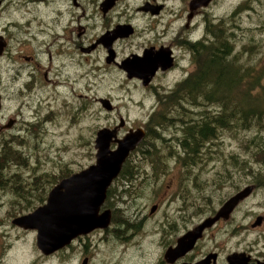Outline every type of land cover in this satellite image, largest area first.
I'll return each mask as SVG.
<instances>
[{
  "label": "flooded vegetation",
  "instance_id": "af4514ba",
  "mask_svg": "<svg viewBox=\"0 0 264 264\" xmlns=\"http://www.w3.org/2000/svg\"><path fill=\"white\" fill-rule=\"evenodd\" d=\"M104 1L0 0V215L8 201L24 205L18 198L22 193L26 208L33 198L46 201L56 184L53 178L27 176L40 162L32 150L39 147L48 123L58 116L77 121L86 113L87 97L97 104L108 99L109 116L116 110L111 96L86 93L90 84L98 88V78L91 81L90 75L105 73L111 81L137 83L154 101L138 126L128 125L121 115L99 126L115 130L117 138L129 130L144 132L98 210L99 214L108 211L107 225L78 233L45 254L37 246L36 229L13 223L15 217L45 202L21 209L0 220V264L7 263L3 260L6 225L22 234L32 233L41 259L59 255L70 262L77 245V264H91L88 250L96 238L98 251L110 252L98 255L99 264H264V174L259 168L264 161H246L245 151L227 158L221 151L225 141L221 131L216 139L212 113L205 117L193 109L175 116L155 113L159 102L172 100L167 96L190 78L194 85L205 56L212 68L216 37L244 36L237 35L243 28L235 19L252 9L255 0H235L231 11L230 0H113L108 7ZM143 62L154 67L146 84L128 75L129 70L139 71ZM167 77L170 85L156 82ZM190 98L198 102L193 93ZM9 151L26 156L32 151L37 161H29L28 156L21 167L7 161ZM13 169L21 176H8ZM45 182L55 184L45 196L32 195ZM157 186L159 202L150 207L141 204L156 200ZM249 186L250 193L217 216L228 199ZM144 188L148 193L142 192ZM218 191L225 192L218 195Z\"/></svg>",
  "mask_w": 264,
  "mask_h": 264
},
{
  "label": "rangeland",
  "instance_id": "374dc122",
  "mask_svg": "<svg viewBox=\"0 0 264 264\" xmlns=\"http://www.w3.org/2000/svg\"><path fill=\"white\" fill-rule=\"evenodd\" d=\"M234 1L235 0H230L228 5L230 7V11L235 8V6L233 7L232 5ZM253 6L254 7L252 9H247L246 12H242L240 16L235 19V21H237V23L243 28V31H236L237 35L244 33V36H239L240 38L238 39L231 38V40H225L227 42L228 40L232 41L234 44V53L240 54L239 56L241 57L240 63L253 65L255 69L264 72V0H255V4ZM227 8L228 7L225 9ZM257 26L262 28L257 29ZM216 38L218 39V37ZM221 39H219L218 42H220ZM96 76L90 75V78L91 81L94 82L97 81L98 78V88L95 84H90L87 86L86 93L98 94V96L103 97L111 96L112 102L116 106L114 113L109 116L108 113H110V111L104 109L100 103L97 104L94 102L92 97H87L88 104L86 106V113L81 114L77 121H69L68 119H64L63 116H58L52 123H48L46 129L47 133L39 138V147L32 150L37 153L40 165L37 163L38 166L34 170H29V175L26 174L27 176H34L35 174L47 172L51 174L44 177L53 178V174H61V169L65 170V168H68L70 170L77 171L81 168L87 167L95 160L94 139L99 126L113 123L114 119H116L119 115H121L130 126H138L140 123H143L142 120L145 115L149 113L154 104V101L148 94V91L142 89L137 83H128L123 81V79L111 81V77L107 74L105 75V73L102 75L96 74ZM156 82H160L161 84L167 86L170 85L172 81L170 77H167L158 78ZM145 94H147V97H145ZM182 94L185 96V91H182ZM185 98L186 99L184 101L186 102L191 100L190 97ZM181 101L182 99L179 103H181ZM170 102L173 101L169 100L167 104ZM162 103L163 101L159 102L156 110L165 106L162 105ZM206 105L209 104L201 101L198 105L185 104V107L187 110H190V112L188 111L189 113H191V109H193V113L201 114L199 111L205 109ZM166 109L167 107L164 108V110ZM177 114L183 113L179 111L178 113L174 112V114L171 115L175 116ZM229 134L230 133L226 131L221 137V139L225 140L222 144L223 147L221 148V151L226 154L227 158L230 155H241L244 151L246 155V150L250 149V147L254 151L256 149H260L261 152H264V123L261 126H256V128L249 131L245 130L240 132L239 137L237 138H233ZM255 134H260L259 139L263 141H256V145L248 147L246 145V139L251 138ZM246 136L248 137L246 138ZM32 151L29 153V161H37L35 160L34 152ZM262 161H264V159ZM259 168L264 172V164H261ZM263 172L262 174H264ZM52 184L53 182L40 184L37 189L32 192V195L42 193V196H45L50 187H52ZM40 188L44 189V191L41 192L39 190ZM155 188L158 189L156 190ZM142 192L148 193L146 188H144ZM153 192L157 193L156 200L152 201L150 198L145 199L141 201V204L147 203L146 205H149L148 207H150V203L159 202L160 198L157 200V197L161 192V189H159L158 186L154 187ZM223 192L225 191H218V195ZM19 193H22V191ZM18 198H22V204L24 205L20 206V204L17 205L15 203L11 205L8 201L4 215H0V220H7L10 216L17 215L24 209L34 208L36 205L46 202L45 199L37 201V198H33L34 201H30V206L26 208L28 204L23 201L24 193L20 194ZM6 228L7 233L5 242H8V244L5 245L3 251V260H6V264H77V260L79 258L76 257L79 252V247H77V245L72 249L74 256L73 260L70 262L62 261L61 258H58L59 255L41 259L40 252H37L34 248V236L32 233L28 234L26 232L25 234H22L19 230L13 228L12 226L10 227L9 225H6ZM95 240L96 238L91 239V243L89 245L90 250H88L90 253L89 255L92 256L93 260L91 264H99L100 258H98V255L101 256L110 254V252L105 250V248H102L103 251H98V244L95 245ZM78 262H80V259Z\"/></svg>",
  "mask_w": 264,
  "mask_h": 264
},
{
  "label": "water",
  "instance_id": "95a60500",
  "mask_svg": "<svg viewBox=\"0 0 264 264\" xmlns=\"http://www.w3.org/2000/svg\"><path fill=\"white\" fill-rule=\"evenodd\" d=\"M112 1L105 0L103 5L108 7ZM151 65L152 62H146L140 66L142 68L139 71L129 70L128 75L139 77L146 84L154 72ZM99 101L106 110L112 108L108 99ZM143 136L141 128L129 130L120 138L115 136V130L107 128L97 130L94 140V162L62 178L50 189L44 204L27 214L15 217L13 223L23 228L36 229L37 246L45 254L65 245L78 233L106 226L108 211L98 213L106 198V190L119 173L130 151L139 144ZM111 142L116 143L114 148L110 147ZM250 190V186L246 187L228 199L217 216L228 213L240 198L250 193Z\"/></svg>",
  "mask_w": 264,
  "mask_h": 264
},
{
  "label": "trees",
  "instance_id": "16d2710c",
  "mask_svg": "<svg viewBox=\"0 0 264 264\" xmlns=\"http://www.w3.org/2000/svg\"><path fill=\"white\" fill-rule=\"evenodd\" d=\"M218 40L216 38L214 43L212 68L209 67L210 57L205 56L203 66L194 77L196 86L193 85L190 78L186 85L167 96L172 97L173 102L167 104L168 101H163L162 105L165 106L156 110L155 113L167 115L165 113L174 114V112L180 111L187 114L190 110L186 109L185 104L198 105L203 101L209 105H206V108L200 110L199 113L204 117L210 113L214 114L212 121L216 139L218 131H221L222 136L224 132L228 131L231 137L237 138L240 132L249 131L264 123V72L255 69L253 65L240 63V54L234 53L232 41L228 43L225 39H221L220 42ZM228 53L229 57H227ZM182 91H185V96ZM194 91L196 92L194 93ZM192 93L194 99L198 98V102L193 99H191L193 103L184 101L185 97H191ZM181 99L182 101L179 103ZM165 107H167L166 110H164ZM259 138L260 134L247 138L246 145L254 146L256 141H263ZM28 156L23 152L9 151L6 153L7 161L12 159L22 165L21 167H24L25 161H28ZM263 159L264 152H261L260 149L254 151L250 147L246 150V161H262ZM18 169L9 170L8 176H21ZM72 172L73 170L65 168V170L61 169V174L52 173L54 175L53 182L57 183L58 179H62ZM50 174L43 172L34 176L44 177ZM24 191L27 192V190Z\"/></svg>",
  "mask_w": 264,
  "mask_h": 264
}]
</instances>
